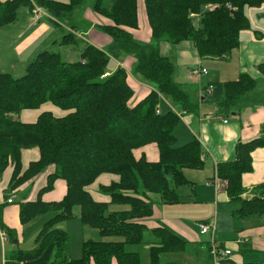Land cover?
Segmentation results:
<instances>
[{
  "label": "trees",
  "instance_id": "trees-1",
  "mask_svg": "<svg viewBox=\"0 0 264 264\" xmlns=\"http://www.w3.org/2000/svg\"><path fill=\"white\" fill-rule=\"evenodd\" d=\"M35 1L54 17L68 19L75 8L92 1L95 14L105 20L99 28L112 43L103 50L87 45L74 63L64 62L59 53L42 52L20 78L0 73V175L14 165L12 184L17 189L50 170L37 197L18 205L22 225L54 214L33 248L24 251L17 231L4 225L0 207V229L16 246L6 264H142L140 253L128 247L147 243L146 233L151 235L150 264H179L162 262V255L183 253L189 243L170 229L151 224L155 212L151 196H159L165 205L179 204L177 190L192 185L184 170H201L204 160L197 141L176 147L174 129L179 118L173 110H159L162 98L180 112L197 109L189 92L174 80L175 66L162 55L161 44L190 41L201 58L226 59L240 47L242 32L251 28L247 9L264 7V0ZM140 4L150 28L148 42L135 36L140 29ZM23 6L31 9V0L0 1V27L15 22ZM69 36L64 44L71 42ZM112 59L123 64L132 59L133 67H116L103 78ZM257 69L264 77V62ZM139 82L145 86L141 88ZM256 85L257 80L244 73L235 81L213 85L212 98L229 110ZM46 103L69 113L63 118L42 113L32 124L13 117ZM149 145L156 146L158 160H149L142 151ZM258 148H264V136L239 142L235 159L217 166L218 177L228 182L229 198L241 203L233 214L236 218L264 216V195L242 200L243 175L253 171L252 154ZM32 149L40 151V159L22 171V153ZM103 174L120 178L100 188L110 202L96 201L87 189ZM58 180L66 183V196L59 202H44L43 195L53 191ZM112 204L129 205L130 210L110 212ZM76 207L83 226L98 230L104 238L121 240L85 241L81 258L72 259L70 237L57 226L74 219Z\"/></svg>",
  "mask_w": 264,
  "mask_h": 264
},
{
  "label": "crops",
  "instance_id": "crops-1",
  "mask_svg": "<svg viewBox=\"0 0 264 264\" xmlns=\"http://www.w3.org/2000/svg\"><path fill=\"white\" fill-rule=\"evenodd\" d=\"M0 1L5 2L8 0ZM31 6V9L24 6L21 7L15 22L0 27V73L10 74L14 77L18 72L26 70L28 65L35 60L40 53L48 51L53 45H61V52L59 51L58 53H60L62 57L65 48L63 39L66 34L73 35L75 41L85 42L86 46L91 45L102 50L108 49L112 43L111 37L99 28V25L104 23L105 20L95 14L92 9V1H89L88 5L84 7L75 8H82L78 16L86 23L84 34L78 31L76 24H61L56 20V17L49 13L39 21H36L33 17V10L39 5L35 0H31ZM75 9L70 17L71 21L75 19V17H73ZM246 13L250 19L251 28L241 34V45L237 49L239 66L233 69V76H240L244 73H248L257 80V85L254 90L238 99L229 110L223 108L220 102L213 99L212 96L207 95L205 93V88L209 85L234 81L227 79L236 77H230L226 72H217L214 73L210 79L208 76V79L203 83L202 81H194L195 79L189 75V71L199 64L202 66L204 63L203 61L225 62L232 54L226 59H203L199 56L195 45L190 41L182 42L178 45L168 43L161 44L162 55L168 57V51L172 53L177 66L189 68L188 75L190 78L194 79L184 81L179 74H176V71L174 72V80L189 92L192 102L197 106L195 111H177L163 98L160 104V111L163 112L162 108L165 107L166 110H173L179 118L174 129L176 146L180 147L192 141H197L202 148V156H205V158H202L204 160V168L198 170L200 172L199 175L194 174L196 177L201 176V181L199 179L190 180L186 176L188 173H191L190 170L192 169L184 171V174L187 173L185 174L186 178L193 183L191 185L192 196H190L194 205L193 213L202 218L200 222H213L215 224L217 246L222 250L229 249L232 252L231 256L219 261H216L214 258V264H245L250 261L264 262V216H252L242 219L243 224L241 225V229H235L239 241H229L228 244H220L218 242L219 236L217 238L216 233L218 232L217 226L221 205L238 203L241 206V203L231 201L227 193V187L222 186L217 192L216 188L210 184L216 176L218 177L217 166L235 159V150L239 142H249L264 136V77L257 69V66L264 62V7L247 9ZM139 18L140 29L135 33V36L142 42H148L151 34L145 9L142 4H140L139 7ZM58 29H60L61 32ZM166 46L168 50H166ZM55 53H57V51ZM168 58L170 59V57ZM113 61L116 66L122 63L116 59H113ZM121 65L125 68H132L133 60L128 59ZM139 84L141 88L145 86L141 82H139ZM53 105L52 103H46L39 109L25 110L19 115H13V117L15 120L18 119L22 123L32 124L37 122L42 113L49 112L57 118H63L68 115L69 112L63 111L59 107ZM142 151H144L149 160H158L159 155L155 145H149ZM40 156L41 154L38 149L23 151L21 161L22 171H25L32 162H37ZM252 158L253 171L243 175L242 181L245 189L242 200L245 201L264 195V148H258L252 154ZM49 171L50 170L44 172L34 180L23 183L17 189L16 186L12 184L14 165L9 164L4 173L0 175V207L3 206L1 209L3 223L6 227L17 231V238L22 243L25 237L26 225L24 226L21 224L19 205L18 207L13 205L15 201L9 204L8 200L16 196V192L21 193V201L35 199L40 188L46 184ZM119 180L120 178L117 175L103 174L87 189L96 201L110 202L109 197L101 194L100 188L119 182ZM67 190L66 183L62 180H58L55 183L54 190L44 194L42 200L47 203L59 202L66 196ZM151 199L155 204L154 219H152L151 222L152 225L170 229L176 235L185 239L189 244L196 243L194 238L191 237L187 229L188 224L184 222V219H171V217L167 216L165 213L167 209L172 207L178 208L181 203L176 205H165L162 204L159 196L154 195L151 196ZM6 203L9 205L8 207H4ZM212 214L213 216L211 217ZM76 219H78V217H76ZM225 221L229 222L227 219ZM45 222L46 221L42 223V227ZM39 232L35 233L34 238L37 237ZM67 233L70 235L69 232ZM93 236L96 238L99 236L102 237L101 234L97 232H93ZM4 243H6V241H4L3 244ZM209 244L210 242H208V245ZM243 245H245L244 248H242ZM211 247V245L208 246L210 252ZM70 248L71 246L69 245L68 254L72 259H77L80 254H82V249L80 251L78 248H73V250ZM238 248L242 252L241 255L234 253V250ZM197 253V251L189 253L188 262H190V264L197 263L195 261L196 259H194V255ZM11 256L12 255L9 256L6 252H3L2 255H0V263L3 260L7 262ZM113 264L117 263L114 262Z\"/></svg>",
  "mask_w": 264,
  "mask_h": 264
},
{
  "label": "rangeland",
  "instance_id": "rangeland-1",
  "mask_svg": "<svg viewBox=\"0 0 264 264\" xmlns=\"http://www.w3.org/2000/svg\"><path fill=\"white\" fill-rule=\"evenodd\" d=\"M81 10H82V8L75 9V12L73 15V17H75V19H73L74 21L72 20L73 22L70 19L65 18V17L56 18V20H58V22H60L61 24H64V23L65 24H73L74 23L77 25L78 31L80 33L84 34V28H86V23L82 18H80V16H78L79 12ZM58 30L61 32L60 29H58ZM69 37L71 39V42L68 44H65L66 46L64 45L65 48H64L63 55H62L61 59L67 63H69V62L74 63V62H77L81 59L80 55H81L83 48L86 46V43L82 42V41H75L73 35H71ZM170 48H172V47H170ZM166 50H168L167 46H166ZM48 51H55V52L57 51V53L59 51L61 52V45H53L52 48L48 49ZM168 53H169V54H167L168 57H170V59L173 61L174 65H175L176 74H179L180 77L184 81H189V79H192L188 75V69L189 68L187 69V67L177 66L176 60H175V58H173L174 56H172V53H170L169 51H168ZM237 54H238L237 50L233 51L232 56L225 62L203 61L204 63L202 64V67L206 70L207 75L205 74L202 77H194L195 80L194 79H192V80L202 81L203 83H205L204 81H206L208 79V76L210 79L211 76L217 72H220V73L226 72V74L230 75V77H236V78H229L227 80L231 79V80L235 81V79H239L241 75L240 76H233V74H234L233 69H236L239 66ZM121 64L116 66V64L112 63V67L111 68L108 67L106 72L112 73L116 69V67H123ZM25 74H26V70H24L23 72H18L17 74L14 75V77L20 78V77H23ZM227 82H229V81L223 82L222 84H225ZM183 83H185V82H183ZM162 111H163V113H166L168 110H166V108L163 107ZM186 170H188V169H185L184 171H186ZM190 172L191 173H188V174L185 173V174H187L186 176L190 180L191 179H199L201 181V179H202L201 176L196 177L194 175V174H198V175L200 174V172L198 170L195 171L194 169H192V170H190ZM177 191H178L180 198H181V200H180L181 205L178 208L172 207L170 209H167L165 211V213L167 216L171 217V219H178V218L184 219V222H186L188 224L187 229L190 232L191 237L194 238L196 243L189 244L187 246V249L183 253L162 255V262H164V263L165 262H176V263H181V264H190V262H188V260H189L188 256L190 255L189 253L197 251L198 253L196 255L193 254L194 259H196L195 261L197 262L195 264H214V261H215L214 257L211 255V252L208 248L209 245L212 246V236H211V234L204 235V236H202L200 234V230L198 228V223L200 221H202V218H200L198 215L193 213L194 205H193L192 198L190 197V196H192L191 186L180 187ZM101 194L109 197L108 195H106L102 192H101ZM15 195L16 196H13V200L15 201V203L13 205L18 207V203L21 202V200H22V195L19 192H16ZM8 206L9 205L7 203L4 204V207H8ZM239 208H240V205L238 203L221 205V207L219 209L220 217H219L218 226H217L218 232L216 233L217 238L219 236L218 242L220 244H222V243L228 244L229 241L230 242L239 241L238 240L239 239L238 234H237V232H235V229L240 230L241 225L243 224V221L240 218H234L232 216V214H234V212H236ZM128 210H130V206L129 205H123V204H121V205L120 204H112V205H110V209H109L110 212H123V211H128ZM72 214H73L74 219L67 220L66 222L58 224V226H57L59 229L70 233V235H69L70 240H71L70 244H69L71 246L70 249L73 250V248H78L81 251L83 242L88 241V240H94V241H120L121 240V238H119V237L104 238V237L99 236L96 238L95 236H93V232H97L98 234H100L99 231L96 229H92V228L83 226V224L81 223L80 207L74 208ZM53 216H54V214L42 215V216L37 217L33 221L29 222L28 224H26V226L24 225L26 228L25 229V237H24L23 243L20 242V247L22 250L29 251L33 247L34 241H35V238H34L35 233L39 232V230L42 227V223L44 221L49 220ZM212 216H213V214L211 215V217ZM76 217H78V219H76ZM226 219L229 222H226L225 221ZM145 239H146L147 243L139 245V246H129L128 250L140 253L141 258H142V264H150V246L151 245L149 242L151 240V235L149 233H146ZM208 242H210L209 245H208ZM232 247H234V246H232ZM244 247H245V245L242 246V248H244ZM15 251H16V246L13 243H11V241L9 239L7 240V238H6V243L3 244V240H1V238H0V255H2L3 252H6L7 255L10 256V255H13L15 253ZM234 253L237 255H241L242 252L238 248V249L234 250ZM81 256H82V254H80V256L77 259L81 258ZM75 257H77V256H75ZM224 258H226V257H218V259H216V261L217 260L219 261V260L224 259ZM221 264H223V263H221Z\"/></svg>",
  "mask_w": 264,
  "mask_h": 264
},
{
  "label": "built area",
  "instance_id": "built-area-1",
  "mask_svg": "<svg viewBox=\"0 0 264 264\" xmlns=\"http://www.w3.org/2000/svg\"><path fill=\"white\" fill-rule=\"evenodd\" d=\"M47 15H48V12L46 11V9L42 7L36 6L35 9L33 10V17L36 21H39L41 18ZM192 17L197 18L198 16L192 15ZM206 73H207L206 70L201 66V64H199L196 67L191 68L189 71V75L192 77H201L203 74H206ZM110 75H111L110 72H106L103 78H107ZM213 91H214L213 85H209L208 87L205 88V93L209 96H212ZM202 158H205V156H202ZM210 184L216 188L217 192L220 190L222 186L228 187V182L222 181L217 176L210 182ZM13 202H14L13 198H10L8 200L9 204ZM198 228L202 236L211 234L212 236L211 255L215 258V260L218 259V257H228L232 255L231 250L229 249L222 250L219 246H217V241H216V236H215V224L213 222L212 223L211 222H199ZM0 233H1V238L3 242L6 241V238H8L6 232L0 230ZM1 264H6V262L3 260Z\"/></svg>",
  "mask_w": 264,
  "mask_h": 264
},
{
  "label": "bare ground",
  "instance_id": "bare-ground-1",
  "mask_svg": "<svg viewBox=\"0 0 264 264\" xmlns=\"http://www.w3.org/2000/svg\"><path fill=\"white\" fill-rule=\"evenodd\" d=\"M216 231V230H215ZM208 235V234H207Z\"/></svg>",
  "mask_w": 264,
  "mask_h": 264
}]
</instances>
